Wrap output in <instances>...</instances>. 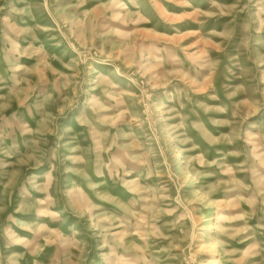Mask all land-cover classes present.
<instances>
[{"label":"rangeland","instance_id":"rangeland-1","mask_svg":"<svg viewBox=\"0 0 264 264\" xmlns=\"http://www.w3.org/2000/svg\"><path fill=\"white\" fill-rule=\"evenodd\" d=\"M0 264H264V0H0Z\"/></svg>","mask_w":264,"mask_h":264}]
</instances>
